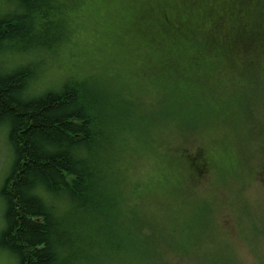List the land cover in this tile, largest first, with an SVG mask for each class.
Returning <instances> with one entry per match:
<instances>
[{"label":"trees","instance_id":"1","mask_svg":"<svg viewBox=\"0 0 264 264\" xmlns=\"http://www.w3.org/2000/svg\"><path fill=\"white\" fill-rule=\"evenodd\" d=\"M206 1L216 0H176L208 19V36L219 41ZM238 1L250 0L231 4ZM88 2L0 0V126L12 152L0 187V249L17 264H235L224 236L214 241L210 205L187 194L251 164L244 121L252 100L262 101L264 60H243L248 81L259 77L246 85L211 75L217 60H203L211 42L185 49L188 60H142L131 77L83 60H46L73 41ZM230 5L222 2L220 14H242ZM159 25H171L165 9ZM227 34L220 44L232 49ZM148 92L168 112L143 106L140 94ZM161 114L186 146L163 141ZM197 141L204 146L191 150ZM163 146L168 151L159 152ZM163 154L172 159L163 162ZM147 165L157 169L155 184L133 175Z\"/></svg>","mask_w":264,"mask_h":264},{"label":"rangeland","instance_id":"2","mask_svg":"<svg viewBox=\"0 0 264 264\" xmlns=\"http://www.w3.org/2000/svg\"><path fill=\"white\" fill-rule=\"evenodd\" d=\"M222 2L230 5L232 0L206 1L210 7V21L218 19L220 22V27L215 31L220 40L216 41L214 37L208 36L212 32L209 20L199 18L193 11L188 13L180 9L176 0H89L82 11L73 41L55 58L46 57V60H83L88 69L97 65L104 68L105 72L131 77L130 73L142 60H188L184 54L185 49L194 44L202 46L203 43L211 42L213 45L206 49L211 50L203 58L217 60L211 75L232 77L236 81L245 82L244 85L257 84L258 76L251 74L254 81L250 83L247 79L250 74H242L241 70L248 65L243 64V60H264V0L231 4L230 8H242V14L232 17L227 15L228 12L220 14ZM162 9L168 11L171 20V25L166 27L159 25ZM228 28L232 30L234 38L232 49L220 44L221 40L230 36L227 34ZM261 91V103L253 99L245 113L244 126L248 132H244L243 143L250 146L251 164L245 170H239L240 173L230 180L220 177V185H212L211 182L209 187L208 183H198L194 186L197 190L187 194L192 203L210 205L211 218L217 225L213 229L216 232L214 241H223L224 236L235 264H264V90ZM140 97L143 106L152 109L155 114H160L163 109L165 112L169 110L167 106L163 107L160 97L150 92L141 93ZM160 116L164 121L158 129L165 134L169 133L163 141L166 143L171 137L176 143L173 147L186 146L188 143L185 139L172 132L169 116ZM142 127L147 130L150 125L144 123ZM198 144L204 146L197 141L193 147L190 145L191 150ZM166 147L158 151H168ZM163 155L165 163L172 159L169 155ZM11 162L7 128L3 125L0 126V187L9 173ZM157 173L155 167L147 165L140 166L133 175L140 174L152 179L148 184H155L156 180L152 177H156ZM204 180L201 179L202 182ZM130 188L124 195L126 199L130 197L129 204L135 200ZM151 195L154 196L153 193ZM2 212L3 202L0 198V228L3 224ZM140 227L146 229L142 224ZM156 231L160 234L168 232L161 228ZM0 264H17V261L0 249Z\"/></svg>","mask_w":264,"mask_h":264}]
</instances>
